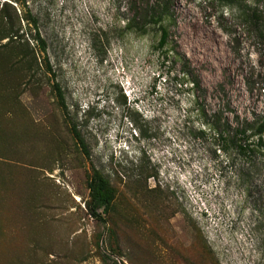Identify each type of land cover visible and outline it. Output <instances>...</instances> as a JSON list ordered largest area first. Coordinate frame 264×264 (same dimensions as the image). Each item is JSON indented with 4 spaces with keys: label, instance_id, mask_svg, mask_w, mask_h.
Wrapping results in <instances>:
<instances>
[{
    "label": "rangeland",
    "instance_id": "374dc122",
    "mask_svg": "<svg viewBox=\"0 0 264 264\" xmlns=\"http://www.w3.org/2000/svg\"><path fill=\"white\" fill-rule=\"evenodd\" d=\"M141 1L0 0V264H264L263 152L218 138L264 116V0H170L166 56Z\"/></svg>",
    "mask_w": 264,
    "mask_h": 264
},
{
    "label": "trees",
    "instance_id": "16d2710c",
    "mask_svg": "<svg viewBox=\"0 0 264 264\" xmlns=\"http://www.w3.org/2000/svg\"><path fill=\"white\" fill-rule=\"evenodd\" d=\"M21 1V0H20ZM169 1L170 0H143L139 3L132 4V13L130 17H126L123 22V29L127 32L134 33L138 36L147 34L150 29H153L157 34L155 48L162 51L163 56L169 52L168 48V24H169ZM223 6L238 8L244 0H213ZM34 26V21L30 19ZM247 22L252 26L256 37L264 43V21L254 15L247 18ZM37 45L41 52H44V43L36 35ZM49 70V69H48ZM52 91L61 112H65V107L62 101V94L56 83H53ZM234 128L229 132L230 124L227 120L223 121L224 132L218 135L222 141L231 144L236 152L240 155L253 153L262 150L264 155V116L253 119L248 122L245 120H238L234 116ZM69 132L72 139L78 145L80 151L87 155L84 144L74 126L69 124ZM224 151V149H222ZM88 201L85 204L87 214L98 221H103L99 214H106L112 199L111 188L107 180L97 171H92L87 181ZM108 264H119L113 260Z\"/></svg>",
    "mask_w": 264,
    "mask_h": 264
}]
</instances>
